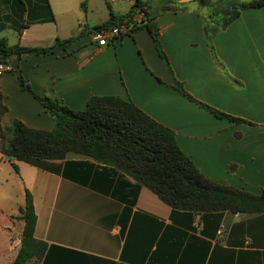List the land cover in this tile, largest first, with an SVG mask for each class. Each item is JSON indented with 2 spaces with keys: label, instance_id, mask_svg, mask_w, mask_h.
I'll use <instances>...</instances> for the list:
<instances>
[{
  "label": "crops",
  "instance_id": "obj_1",
  "mask_svg": "<svg viewBox=\"0 0 264 264\" xmlns=\"http://www.w3.org/2000/svg\"><path fill=\"white\" fill-rule=\"evenodd\" d=\"M138 1L153 18L166 62L144 24L106 47L81 36L107 22L110 10L126 15L131 6L124 0H0V40L8 48L72 40L47 54H24L14 59L18 72L0 75V127L19 121L36 131L54 129L40 103L20 89L18 74L36 95L73 111L85 110L92 98L116 97L172 131L205 179L261 195L264 7L241 11L209 44L198 2L184 0L190 7L178 8L177 0ZM196 102L244 123L216 118ZM27 192L34 238L47 245L27 264H264V213L177 211L86 157L8 160L1 152L0 264H14L18 255Z\"/></svg>",
  "mask_w": 264,
  "mask_h": 264
},
{
  "label": "trees",
  "instance_id": "obj_2",
  "mask_svg": "<svg viewBox=\"0 0 264 264\" xmlns=\"http://www.w3.org/2000/svg\"><path fill=\"white\" fill-rule=\"evenodd\" d=\"M194 1L204 5L210 0ZM215 1L220 3L210 8L204 25V33L209 44L220 31L226 29L239 16L241 11L264 7V0ZM135 7L141 8L145 17L144 27L149 31L159 57L166 62L157 39L153 18L149 17L138 0ZM131 14L132 9L122 16H117L110 10L107 22L93 27L81 36L111 29L130 18ZM71 42L72 40H56L54 46L50 48L29 49L8 48L6 42L0 40V63L7 65L24 54H47L54 47L65 48ZM18 82L20 89L30 93L40 103L44 113L53 119L54 129L50 132L36 131L25 127L19 121L0 127V152L4 158L60 161L65 160L70 154L80 155L97 164L120 171L140 187L151 191L173 210L200 214L264 213V193L252 195L205 179L179 151L173 132L154 122L131 102L116 97L92 98L85 110L73 111L55 99L36 95L19 74ZM174 87L192 101L180 84L175 83ZM197 104L216 118L244 123L203 104ZM3 111L1 107L0 113ZM19 213L18 219L23 221L24 226L21 246L14 264H27L31 259H40L47 249L45 243L34 238L36 216L28 192L25 206Z\"/></svg>",
  "mask_w": 264,
  "mask_h": 264
},
{
  "label": "built area",
  "instance_id": "obj_3",
  "mask_svg": "<svg viewBox=\"0 0 264 264\" xmlns=\"http://www.w3.org/2000/svg\"><path fill=\"white\" fill-rule=\"evenodd\" d=\"M115 0H107L109 4H112ZM129 3L132 9L131 17L124 21L122 24H119L111 29L106 31L95 33L92 36V41L98 45V47H106L111 45L113 42H116L125 35H128L136 27L145 24V17L141 8H136L135 4L137 0H124ZM10 66H7L3 63H0V75L10 71Z\"/></svg>",
  "mask_w": 264,
  "mask_h": 264
},
{
  "label": "rangeland",
  "instance_id": "obj_4",
  "mask_svg": "<svg viewBox=\"0 0 264 264\" xmlns=\"http://www.w3.org/2000/svg\"><path fill=\"white\" fill-rule=\"evenodd\" d=\"M177 1L178 2L175 4V7H178V8L182 7V6L183 7H185V6L190 7V4L185 3L184 0H177ZM218 3H220V2L215 1V0H210L208 2H205L204 5L201 4L203 7L201 10H202V12L207 13V18L209 16L210 11H211L210 8L213 7V5H216Z\"/></svg>",
  "mask_w": 264,
  "mask_h": 264
},
{
  "label": "water",
  "instance_id": "obj_5",
  "mask_svg": "<svg viewBox=\"0 0 264 264\" xmlns=\"http://www.w3.org/2000/svg\"><path fill=\"white\" fill-rule=\"evenodd\" d=\"M17 65H18V61L17 60H13L11 63H10V68L12 70H16L17 69Z\"/></svg>",
  "mask_w": 264,
  "mask_h": 264
}]
</instances>
